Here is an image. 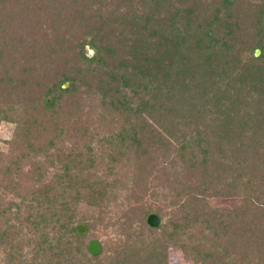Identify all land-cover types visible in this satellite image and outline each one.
Here are the masks:
<instances>
[{
    "label": "trees",
    "instance_id": "obj_1",
    "mask_svg": "<svg viewBox=\"0 0 264 264\" xmlns=\"http://www.w3.org/2000/svg\"><path fill=\"white\" fill-rule=\"evenodd\" d=\"M1 121L0 264H264V0H0Z\"/></svg>",
    "mask_w": 264,
    "mask_h": 264
},
{
    "label": "rangeland",
    "instance_id": "obj_2",
    "mask_svg": "<svg viewBox=\"0 0 264 264\" xmlns=\"http://www.w3.org/2000/svg\"><path fill=\"white\" fill-rule=\"evenodd\" d=\"M112 6V5H111ZM136 7V6H135ZM113 7L103 8V18L99 21L101 23L100 27V37L102 39V43H110L111 46H115L118 50V53L126 52L129 48V43L124 40L125 37H128L123 34L121 23L116 20V17L113 15L112 11ZM86 55L90 56L93 54V49L85 46ZM255 55L259 54V51L256 49L254 51ZM64 84L63 86H65ZM15 124L8 121L0 122V149L3 152L7 151L6 140L11 138L13 133ZM240 197H228V198H217L214 200V203L218 206L223 207H235L240 204ZM150 214V213H149ZM167 264H196L194 262H190L183 257L182 253L175 248H170L168 251V263Z\"/></svg>",
    "mask_w": 264,
    "mask_h": 264
},
{
    "label": "water",
    "instance_id": "obj_3",
    "mask_svg": "<svg viewBox=\"0 0 264 264\" xmlns=\"http://www.w3.org/2000/svg\"><path fill=\"white\" fill-rule=\"evenodd\" d=\"M145 219L150 226L156 227L159 223V218L154 213L148 214ZM77 231L79 233L83 232V225L79 224L77 226ZM86 247L91 254H96L98 252V244L95 241H90Z\"/></svg>",
    "mask_w": 264,
    "mask_h": 264
}]
</instances>
